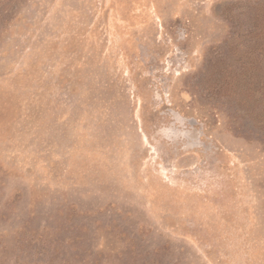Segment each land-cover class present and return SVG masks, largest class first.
I'll list each match as a JSON object with an SVG mask.
<instances>
[{
	"label": "rangeland",
	"instance_id": "1",
	"mask_svg": "<svg viewBox=\"0 0 264 264\" xmlns=\"http://www.w3.org/2000/svg\"><path fill=\"white\" fill-rule=\"evenodd\" d=\"M0 264H264V0H0Z\"/></svg>",
	"mask_w": 264,
	"mask_h": 264
}]
</instances>
